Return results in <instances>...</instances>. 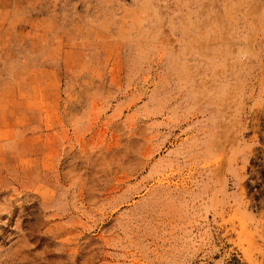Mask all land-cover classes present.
<instances>
[{"label":"rangeland","instance_id":"374dc122","mask_svg":"<svg viewBox=\"0 0 264 264\" xmlns=\"http://www.w3.org/2000/svg\"><path fill=\"white\" fill-rule=\"evenodd\" d=\"M0 264H264V0H0Z\"/></svg>","mask_w":264,"mask_h":264}]
</instances>
